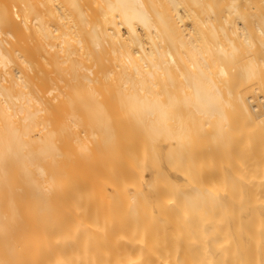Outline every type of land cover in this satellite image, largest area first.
I'll return each mask as SVG.
<instances>
[{
    "label": "bare ground",
    "instance_id": "6f19581e",
    "mask_svg": "<svg viewBox=\"0 0 264 264\" xmlns=\"http://www.w3.org/2000/svg\"><path fill=\"white\" fill-rule=\"evenodd\" d=\"M260 66L264 0H0V264H264Z\"/></svg>",
    "mask_w": 264,
    "mask_h": 264
},
{
    "label": "rangeland",
    "instance_id": "374dc122",
    "mask_svg": "<svg viewBox=\"0 0 264 264\" xmlns=\"http://www.w3.org/2000/svg\"><path fill=\"white\" fill-rule=\"evenodd\" d=\"M239 4L240 5H243V3L242 2H239ZM187 62V61H186ZM259 69H261V70H264V67L262 66H260L259 67ZM232 70H234L235 71V69L234 68H232ZM93 247V248H92ZM100 246H90V248L92 249H90L88 246L87 247H84V248H88L87 250H82L83 248L82 247H77L76 249H72V248H74V247H69L70 249H68L67 250V248L68 247H66V249H65V247H63L62 249H63V252L65 253V255H64V253L62 252V249L60 248H54V249H56V250H54V249H49V250H34V252L33 251H27L26 252V255H25V252H21V258L24 256H26V257H28V256H31V258H33V260H31V261H27V262H29V264H30V262H31V264H45V263H47V264H102L104 261V259L106 258V256L104 255L105 253V251L104 252H100L101 250H103V248H99ZM104 247V246H103ZM108 246H106L105 248L106 249H110L109 251L110 252H107V254L109 253L110 255H107V257L108 256H111V257H113L114 258V255L115 256H119V258H120V255L121 254H123V253H113V252H115L114 250H111V248L112 247H110V248H107ZM104 248V249H105ZM78 249H80V250H78ZM89 249H90V251H89ZM99 249H101V250H99ZM113 249V248H112ZM115 249V248H114ZM77 250V251H76ZM96 250V251H95ZM116 250H118V249H116ZM123 249H121V252H124V251H122ZM125 250V252H126V255L128 254L127 253V249H124ZM69 251V252H68ZM73 251V252H72ZM131 250H129L128 252H130ZM30 252V253H29ZM33 254H32V253ZM52 254H51V253ZM116 252H120L119 250L118 251H116ZM36 253V254H35ZM104 253V254H103ZM130 253H132V251L130 252ZM19 254V253H18ZM28 254H30V255H28ZM55 254H58V255H55ZM119 254V255H118ZM134 254V253H133ZM133 254H131V255H133ZM124 255V254H123ZM125 255V256H126ZM33 256V257H32ZM36 256H39V258H37ZM62 256V257H61ZM63 256H64V258H63ZM75 256V257H74ZM129 256V255H128ZM55 257V258H54ZM37 258V259H36ZM42 258V259H41ZM60 258V259H59ZM112 258V259H113ZM131 258L132 259H134V256H131ZM109 259V258H108ZM57 260H58V262H57ZM60 260V261H59ZM114 260H115V258H114ZM34 261V262H33ZM109 261H110V259H109ZM113 261V260H112ZM120 261V260H119ZM122 261V260H121ZM44 262V263H43ZM106 262V261H105ZM144 262H146V261H144ZM133 264L134 263V261H132V260H129L128 259V261L126 262V264ZM138 263H142V261L140 260V261H138ZM148 264H150L149 262H147ZM106 264H107V262H106ZM123 264H125V262L123 263ZM135 264H137V262L135 261ZM146 264V263H145Z\"/></svg>",
    "mask_w": 264,
    "mask_h": 264
}]
</instances>
